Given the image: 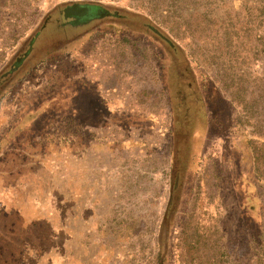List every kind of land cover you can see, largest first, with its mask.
Returning a JSON list of instances; mask_svg holds the SVG:
<instances>
[{"label":"rangeland","instance_id":"1","mask_svg":"<svg viewBox=\"0 0 264 264\" xmlns=\"http://www.w3.org/2000/svg\"><path fill=\"white\" fill-rule=\"evenodd\" d=\"M173 3L0 0L3 264H258L264 0Z\"/></svg>","mask_w":264,"mask_h":264},{"label":"trees","instance_id":"2","mask_svg":"<svg viewBox=\"0 0 264 264\" xmlns=\"http://www.w3.org/2000/svg\"><path fill=\"white\" fill-rule=\"evenodd\" d=\"M168 1L169 0H138L139 5L141 7H144V8L156 7V9L157 10H161L162 13H167L169 15L171 13L174 14L175 12L178 11V8L180 7V3H173V4L169 5ZM178 1H180V0H178ZM90 4H93V3H90ZM95 5H97V4H95ZM262 180H264V179H262ZM18 182L20 183V185L23 184V183H21L22 181H18ZM5 185L6 184H4V183H0V195H3L4 193H7V189H6L7 186H5ZM29 190H30V188H28L27 191H29ZM5 217H11V218L14 217L15 221H13V222L14 223L15 222L18 223L20 228L22 226H24V225L27 226V224H28L27 227H29L30 224L33 225L34 223H36L35 215L34 216L33 215H31V216L25 215L24 216L22 214V209H20L18 207H15V209H12V210H4V209H2L0 207V218H5ZM59 236L60 237L63 236V232L60 231V230L58 231V237ZM259 239H260V241H259L258 245H259L260 248L255 253V256H256V260H257L258 264H264V226H263V230L259 234ZM48 240H49V236H48ZM64 246H65V244H64ZM35 251H36L35 253H37L38 259L36 261L31 262V264H51V263H46L45 262V259L47 260L48 256H56L57 254H60L64 258H66L65 255L67 256L65 249L55 250V249H50L49 248L48 250L39 249L38 251L37 250H35ZM61 251H64V252L62 253ZM74 262L75 261H73L72 264H74ZM3 263H5V261L0 259V264H3ZM64 263H66V261ZM22 264H30V263H26L25 262V263H22ZM154 264H158L157 259L155 260Z\"/></svg>","mask_w":264,"mask_h":264},{"label":"flooded vegetation","instance_id":"3","mask_svg":"<svg viewBox=\"0 0 264 264\" xmlns=\"http://www.w3.org/2000/svg\"><path fill=\"white\" fill-rule=\"evenodd\" d=\"M81 4H83V5H81ZM75 6V8L76 9H81L82 8V6H84L87 10H90V9H92L94 6H97V5H95V4H90V3H72V4H68V5H66L65 7H69V6Z\"/></svg>","mask_w":264,"mask_h":264}]
</instances>
